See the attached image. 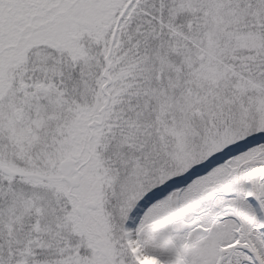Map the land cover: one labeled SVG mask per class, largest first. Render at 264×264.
<instances>
[{"label":"snow or ice","instance_id":"obj_1","mask_svg":"<svg viewBox=\"0 0 264 264\" xmlns=\"http://www.w3.org/2000/svg\"><path fill=\"white\" fill-rule=\"evenodd\" d=\"M0 264H264V0H0Z\"/></svg>","mask_w":264,"mask_h":264}]
</instances>
